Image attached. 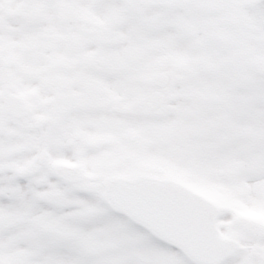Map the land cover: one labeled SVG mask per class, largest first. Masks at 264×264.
<instances>
[{"label": "rangeland", "instance_id": "1", "mask_svg": "<svg viewBox=\"0 0 264 264\" xmlns=\"http://www.w3.org/2000/svg\"><path fill=\"white\" fill-rule=\"evenodd\" d=\"M120 2L121 0H43L42 7L46 11L34 13L35 27L45 38L40 42H27L37 46L34 52H40L43 62L36 56H31L24 62L34 67L41 63V66H46L51 60L74 63L77 58L75 52H78L73 48L74 42L81 41L77 45L79 48L89 44L80 52L84 63L82 80L74 81L61 76L66 88L64 86L62 90L56 81L54 87L59 90L58 100L49 86L48 91L43 92L44 96L40 97V93L36 95L37 98L40 97L38 101L34 100L36 93L31 95L33 115H42L47 119L38 135L42 132L47 134L49 129L52 145L57 146L50 149L52 156H66L70 160L80 161L87 177L82 184L54 182L49 165L35 168V163L33 164L34 149L44 147L41 140H35L32 135L37 130H31L30 124L28 130L13 127L11 132H7V125L4 142L11 143L4 148V171L0 173L3 177V180L0 179L3 181L0 186V203L6 208L10 204L15 205L16 201L10 199L14 196L31 202L22 209L20 224L33 219L63 222L75 212L77 201L89 196L105 204L101 193L90 191L98 178V170L92 167V162L110 152L121 141L112 135L116 143L102 145L96 144V137L91 138L96 134H92L96 128H93L92 123L86 124L82 118L88 111L90 116L93 115L91 118H98L100 114L92 107L96 104L95 96L83 101L86 98L84 91L90 83L109 81L114 90L127 89L130 96L127 101L132 99L131 102H136V96L139 95L137 91L145 85L142 80L154 72H166L171 78L168 91L172 95L178 94V97L167 100L162 110L157 113L132 111V117L126 119L134 125L141 122L140 126L134 127L133 134H139L142 142H122L127 145L124 151L136 154L150 173L176 177L214 198L221 208L218 221L220 230L225 235L241 239L245 245L244 250L227 260L226 264H242L245 258L264 249V215L259 213L256 206L258 200L264 199V192L258 190L260 181L249 164L242 162L234 168H213L208 164V151L210 147L231 145L245 156H251L262 147L260 132L253 137L251 133L254 130V115L258 113L257 127H254L259 131L260 121L264 117V104L260 103L264 86V26L253 5L236 0H207L197 5H189L184 1L167 8L148 5L143 0H130L126 7L116 10ZM79 6L83 11L78 13L76 8ZM15 15L8 13L5 31L0 34L4 38L0 43L2 63L8 60L16 62L13 56H17L20 39L14 35V25L11 24ZM58 18H66L67 21L63 23ZM82 18L88 25L79 29ZM85 18H90L93 23L87 22ZM170 18L183 19L189 26L187 38L176 41L174 45L169 44L168 35L174 31L173 28L169 27L167 33L158 31L159 24ZM137 19L143 22L142 26L133 23ZM48 27L61 33L66 29L70 31V40H73L71 53L58 59L57 54L69 52L63 44L64 40L48 52L45 51V44L52 36ZM92 31V38L100 37V42H103L101 37L108 35V38H114L127 33L131 37L132 47L122 40L116 42L115 49L108 55L99 47H91L89 39L81 40L82 37H91ZM129 51L131 54H128ZM89 52L103 56L99 59L100 62L91 60L93 69L91 64L88 65ZM23 57L21 54L19 59L22 60ZM77 65L66 66L64 72L69 69L73 73ZM108 68L118 70L106 71ZM125 68L126 70L120 71ZM24 76L27 82H32L28 75ZM19 77H22L21 70ZM75 80H78L76 76ZM127 83L133 86H120ZM33 85L30 83V86ZM244 86L255 88V94ZM242 87L244 89L241 93L249 92L250 96L245 105L254 114H251L253 117L245 118L247 114L227 109V98ZM184 93L189 96H182ZM256 94H259V98ZM221 106L225 107L224 112L228 115L223 113ZM100 111L109 112L103 108ZM67 112H71L70 117L65 114ZM75 127L83 130V139L79 145L71 148L65 144V140L72 136ZM107 127L114 130L111 125ZM161 128H168V131L160 134ZM11 147L18 149V153L9 157L8 151ZM25 150L30 154H23L22 151ZM78 150L81 154L77 158L75 154ZM57 160L52 158L50 164ZM14 164L19 167L15 173L13 170L8 171L7 166ZM218 170H222L221 175ZM243 170H248L249 178L246 181L240 176ZM29 177H33L34 181L29 180ZM14 186L17 187L16 194L10 193V190H14L10 187ZM7 222L5 217V223ZM10 240L11 235L7 232L0 236V243H3L5 249Z\"/></svg>", "mask_w": 264, "mask_h": 264}, {"label": "snow or ice", "instance_id": "2", "mask_svg": "<svg viewBox=\"0 0 264 264\" xmlns=\"http://www.w3.org/2000/svg\"><path fill=\"white\" fill-rule=\"evenodd\" d=\"M43 0H0V34L5 31L8 13H15L14 35L24 41L40 42L45 37L35 27L34 13L46 11ZM121 0L116 10L128 5ZM197 5L207 0H185ZM254 6L264 26V0H236ZM258 5V7H256ZM137 26L143 22L135 20ZM169 35V44L188 36V24L183 19L162 21L158 31ZM128 54H131L130 51ZM260 103L264 104V86ZM168 128H161L164 134ZM259 140L262 147L245 156L231 145L210 147L208 164L217 169L234 168L246 162L260 181L258 190L264 192V117L260 121ZM98 178L90 191L115 198L121 207L101 204L93 197L77 201L75 212L63 222L30 220L19 223L22 209L31 203L21 197H10L15 205L0 203V236L11 235L5 249L0 243V264H226L220 255H201L193 245L178 236H165L141 221L134 213L140 210L183 214L184 209L161 199L166 188L153 178L136 154L113 148L92 162ZM54 182L58 180L54 174ZM247 180L248 170L240 173ZM259 213L264 215V199L257 201ZM131 210V211H129ZM7 217V223H5ZM14 224L16 225L14 227ZM242 264H264V249L258 250Z\"/></svg>", "mask_w": 264, "mask_h": 264}, {"label": "water", "instance_id": "3", "mask_svg": "<svg viewBox=\"0 0 264 264\" xmlns=\"http://www.w3.org/2000/svg\"><path fill=\"white\" fill-rule=\"evenodd\" d=\"M150 3H155V4H171L180 0H148ZM163 84V83H161ZM161 101V100H159ZM158 101V102H159ZM59 173L63 174L66 173V170H57ZM182 204V203H179ZM178 206V205H176ZM180 207V206H178ZM182 209L185 210V212L183 214H176L175 216H173L172 214L171 217H168V215L164 214L163 212H161V214L166 218V220L169 219L168 224L166 225V229H168V231L170 229H175L174 227H176V229L178 231H183L184 229L189 231L191 235L186 236V238L184 240L187 241H191L192 240V245L194 246V242L196 241L195 239H198L200 236V230L198 228H200L199 224L197 223V219L198 217H201V219L203 220V223L205 222L206 227L208 228L209 232L212 235H215L214 238V246H216V244L218 243L219 245H226L225 242H229L230 240H225V239H221L219 238V236H217V230L215 227V222H214V216H212V218L210 219V222L208 223V218L209 216H205L203 219V216L197 215V210L195 207H191V205L189 204H185V206L180 207ZM161 214H153V213H147V216H142L144 217V221L142 220V217H139V219L141 221H143L144 223L148 224L150 227H152L153 229L157 230L160 233H163V235L168 236V233L165 229L164 226H162V224L160 223L162 220V215ZM185 217V219H187L188 223L186 222H182L181 219ZM146 221V222H145ZM191 222H193V224H190ZM191 226H193L191 229ZM219 238V239H218ZM217 242V243H216ZM234 243V242H232ZM195 244H197L195 242ZM224 249V248H223ZM223 253V250L222 252Z\"/></svg>", "mask_w": 264, "mask_h": 264}, {"label": "bare ground", "instance_id": "4", "mask_svg": "<svg viewBox=\"0 0 264 264\" xmlns=\"http://www.w3.org/2000/svg\"><path fill=\"white\" fill-rule=\"evenodd\" d=\"M247 88H250L249 86H247ZM243 90V87L241 88V90H240V92ZM261 94H262V90H261ZM250 95L248 94V93H246V96H244V99L247 97H249ZM227 102L229 103V105L227 106V109H233V110H235V111H237V112H239V113H241V110H243V108H241L240 109V107H239V104L237 103V102H235V100L232 98V96H229V98L227 99ZM257 118V117H256ZM256 118H255V120L252 122L253 123V125L255 126V127H257V125H256ZM241 121H242V117H241ZM253 137V136H252ZM260 145V144H259Z\"/></svg>", "mask_w": 264, "mask_h": 264}, {"label": "flooded vegetation", "instance_id": "5", "mask_svg": "<svg viewBox=\"0 0 264 264\" xmlns=\"http://www.w3.org/2000/svg\"><path fill=\"white\" fill-rule=\"evenodd\" d=\"M0 85H1V88H8V86L5 84V80L4 79H1L0 78Z\"/></svg>", "mask_w": 264, "mask_h": 264}]
</instances>
